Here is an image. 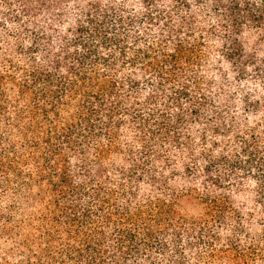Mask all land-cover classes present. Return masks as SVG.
<instances>
[{
	"label": "trees",
	"instance_id": "obj_1",
	"mask_svg": "<svg viewBox=\"0 0 264 264\" xmlns=\"http://www.w3.org/2000/svg\"><path fill=\"white\" fill-rule=\"evenodd\" d=\"M263 47L264 0H0V264H264Z\"/></svg>",
	"mask_w": 264,
	"mask_h": 264
},
{
	"label": "rangeland",
	"instance_id": "obj_2",
	"mask_svg": "<svg viewBox=\"0 0 264 264\" xmlns=\"http://www.w3.org/2000/svg\"><path fill=\"white\" fill-rule=\"evenodd\" d=\"M246 39V38H245ZM245 42H250V39H247V40H245ZM262 49H264V47L262 48ZM232 82V81H231ZM229 89H227V90H231L232 92H233V90H237L238 89V87L237 86H234V85H232V87H228Z\"/></svg>",
	"mask_w": 264,
	"mask_h": 264
}]
</instances>
